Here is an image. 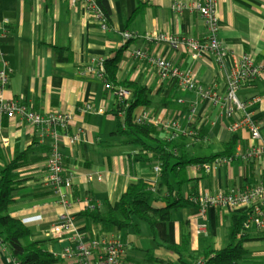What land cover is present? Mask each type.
Segmentation results:
<instances>
[{"label":"crops","instance_id":"obj_1","mask_svg":"<svg viewBox=\"0 0 264 264\" xmlns=\"http://www.w3.org/2000/svg\"><path fill=\"white\" fill-rule=\"evenodd\" d=\"M107 1L110 23L107 21L108 28L103 30L85 4L72 6L68 0H0V57L4 60L0 61V71L4 65L13 71L3 97L43 116L70 114L73 119L69 134L82 132L81 141L71 145L62 135L42 139L41 132L21 118H0V139L5 141L0 149V171L37 141L40 147L50 151L56 148L63 154L65 175H73L74 195L88 197L101 208L106 202L117 200L130 184L139 180L148 187H156L161 174L154 171L159 164L134 161L140 149L118 133L119 120L124 119L116 116L119 101L107 87L106 78L87 71L90 66L96 67L122 52L117 72L120 87L114 86L113 90L125 89L120 84L123 82L139 84L150 91L152 102L136 109L133 119L141 110H147L157 120L177 122L184 131L198 130L199 139L186 136L185 153L189 159H209L223 153L232 139L227 106H215L184 89L176 79L163 78L152 61L136 58L134 51L142 50L151 58H164L181 71L192 72L200 85L213 89L222 98L228 72L237 59L247 54L256 63L264 61V0H214L221 25L220 40L230 53L223 64L213 55L196 58L185 47L174 51L166 42L153 40L157 35H167L205 42L206 26L197 11L187 9L178 15L172 6L206 0ZM125 34L133 37L131 41L125 42ZM239 96L244 103L260 99L249 113L260 123L264 136V76L244 86ZM192 109L196 111L194 120ZM162 132L166 137L171 135L169 131ZM252 144L257 143L250 140L247 132L240 133L235 153L239 145L244 151ZM35 153L17 173L20 185L8 214L19 220L40 216L42 220L28 228L34 240H47L52 225L64 210L55 204L57 197L45 186L47 152L39 149ZM36 158L39 160L34 161ZM196 165L199 164L187 168L188 182L181 189L185 199L264 183V161L260 159L235 160L229 165L212 167L207 173H197ZM90 174L99 175L102 180L89 181ZM175 189L178 190L176 185ZM162 206L160 202L155 204ZM81 209L73 206L70 213L77 216ZM245 214V208L228 211L213 207L202 214L198 206L183 207L172 212L171 221L156 225L158 239L176 245H182L186 239L190 254L186 262L196 264L192 256L226 246L233 217ZM77 222L86 235L96 234L97 229L86 219L79 217ZM201 225L206 230L197 234ZM141 228L139 232L130 229L108 235L123 239L129 260L137 264L177 261L175 255L158 248L150 228L145 237L141 236ZM249 235L244 249L251 264H264V232L253 230ZM52 241L50 250L55 254L61 245ZM11 261L6 250L0 251V264Z\"/></svg>","mask_w":264,"mask_h":264},{"label":"built area","instance_id":"obj_2","mask_svg":"<svg viewBox=\"0 0 264 264\" xmlns=\"http://www.w3.org/2000/svg\"><path fill=\"white\" fill-rule=\"evenodd\" d=\"M72 6L85 4L94 14L99 25L103 30H107V19L98 7L95 0H68ZM192 9L197 11L200 18L204 22L207 30L205 42H199L194 39L178 38L167 35H157L153 40L166 42L174 51L180 47H185L189 52L194 54L196 58L204 55H213L219 64H223L230 57L229 50L223 46L220 40L221 25L217 14L214 0H206L204 3H193L191 5H183L175 3L172 6L174 13L182 14L185 10ZM133 37L129 34L124 35L125 42L131 41ZM152 40V39H151ZM136 58L152 61L160 71L163 78H174L179 81L180 85L195 93L200 99L210 101L215 106L226 105V116L231 119L229 132L233 135L247 132L252 144L247 150H242L241 145L238 146L234 157L231 159L221 158L212 163L196 165L195 171L209 172L212 167L229 165L235 160L249 161L252 159H260L264 161V136L261 133V126L253 117L250 116L249 110L253 104L260 101L255 99L252 103H244L240 100L241 89L264 76V61L256 63L251 55H243L237 59L227 75V89L224 98L211 88L200 85L190 71H181L173 66L164 58H151L148 53L142 50L134 51ZM0 61L4 63L2 57ZM91 74H95L101 79H105L106 70L104 62H99L96 67L90 66L87 70ZM12 69L4 65L0 71V118L15 119L21 118L25 123L34 127L41 132L42 139L47 136L54 138L60 135L67 138L71 145L78 144L81 141V130L75 135L69 134V126L72 123V115L62 113H50L41 115L30 110L27 106L14 100H6L3 92L10 83ZM121 104L128 103L132 93L126 89L113 90V87L107 84ZM196 111L192 109L191 118L195 119ZM240 115V116H239ZM119 117H124L121 112ZM133 122L137 125L150 124L169 131L172 139L180 136H187L191 139H199V134L191 129L184 131L177 122H164L152 117L149 111L141 110L134 116ZM59 132H62L60 134ZM5 146V141L0 139V149ZM157 175L162 172L161 167L154 169ZM89 181L102 178L99 175H88ZM45 186L51 194L57 197L56 205L63 208L64 212L57 217L56 222L52 225L48 238L57 241L61 248L55 252V256L61 259L65 264H137L129 260L126 250V244L118 236L102 235L97 237L96 234L88 236L85 229L78 225L76 215L70 213L73 206L82 207V211L93 212L101 207L98 202L88 197L78 198L73 192V175L70 173L65 175V163L63 154L56 148H52L51 152L45 159ZM191 202L197 205L202 214H206L210 208H221L228 211H234L238 208L246 209V219L243 223L242 232L237 239H242L251 231L264 232V183H258L254 186H245L233 192H218L212 195H205L191 198ZM40 216L25 218L23 224L28 226L32 223L41 221ZM205 225H201L197 229V234L204 233ZM11 264H15L11 262ZM172 264V263H165Z\"/></svg>","mask_w":264,"mask_h":264},{"label":"trees","instance_id":"obj_3","mask_svg":"<svg viewBox=\"0 0 264 264\" xmlns=\"http://www.w3.org/2000/svg\"><path fill=\"white\" fill-rule=\"evenodd\" d=\"M95 1L109 25L110 7L108 1ZM121 53L119 52L114 59L104 61L105 78L107 84L112 87L119 85L117 72ZM120 84L130 90L132 98L130 103H118L116 116L121 112L125 114L124 119L119 120L118 133L126 138L128 144L139 147L140 151L135 155L134 161L159 164L162 169L161 177L156 187H148L142 180L130 184L127 190L114 202H106L103 208L100 207L93 212L84 211L76 218L82 217L91 226H94L97 229V237L108 235L114 231L126 232L130 229L139 232L140 223L146 224L151 229L152 238L158 248L177 257L175 263L164 261L163 264H188L186 262V256L190 255L188 241L185 239L182 245L162 242L158 239L156 225L171 221L172 212L195 205L191 202V198L197 196L191 195L185 199L181 191L188 182L187 168L193 164L212 163L221 158H233L239 135L232 136L231 141L221 154L209 159H189L185 153L188 140L186 136L172 139L163 135L161 128L150 124L137 125L133 122L136 109L152 104L150 91L135 83L123 82ZM195 131L200 134L198 130ZM43 148L47 152L46 155L51 152L50 148ZM43 148L35 141L29 149L6 164L0 171V251L6 250L11 262L15 264H65L51 252L52 240H34L33 233L28 226L24 225L22 220L8 214V207L14 201L15 192L20 185L18 171L27 165L28 159L31 160V156L35 155L37 150L44 151ZM38 160L34 159V161ZM173 182L178 190L175 189ZM158 202L163 206L155 207ZM245 219L246 215L233 217L227 244L223 249L210 250L203 255L191 258L197 261L196 264H251L249 254L244 249L250 235L246 234L242 239H237V236L242 232Z\"/></svg>","mask_w":264,"mask_h":264},{"label":"rangeland","instance_id":"obj_4","mask_svg":"<svg viewBox=\"0 0 264 264\" xmlns=\"http://www.w3.org/2000/svg\"><path fill=\"white\" fill-rule=\"evenodd\" d=\"M140 226L142 227V228H141V230H142V234H141V236H142V237H145L147 231L149 230V227H148L147 225H145V224H141V223H140ZM143 228H144V230H143ZM130 232H132V231H130Z\"/></svg>","mask_w":264,"mask_h":264}]
</instances>
